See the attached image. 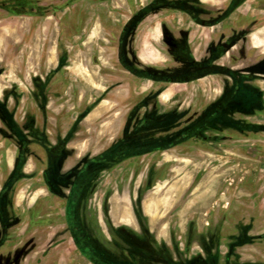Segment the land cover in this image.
Wrapping results in <instances>:
<instances>
[{"label": "rangeland", "instance_id": "obj_1", "mask_svg": "<svg viewBox=\"0 0 264 264\" xmlns=\"http://www.w3.org/2000/svg\"><path fill=\"white\" fill-rule=\"evenodd\" d=\"M157 1L0 0V264H264V0Z\"/></svg>", "mask_w": 264, "mask_h": 264}, {"label": "trees", "instance_id": "obj_2", "mask_svg": "<svg viewBox=\"0 0 264 264\" xmlns=\"http://www.w3.org/2000/svg\"><path fill=\"white\" fill-rule=\"evenodd\" d=\"M161 0H158L157 1V4L160 3ZM154 5H157L156 3H153ZM153 5V6H154ZM150 8H146L144 9V12H147V10H149ZM64 66V62L61 61L60 62V68H62ZM126 69L129 70L130 72H133L136 76H139L143 79H146V80H152V81H155V82H164L163 79H159V78H156V77H149V76H146V75H141L140 73H138L135 69L133 68H130L128 66H126ZM232 77H235V74L234 73H230ZM172 82V81H170ZM224 107V105L222 104L220 107H219V110L222 109ZM205 126H202L200 128H192L190 130L187 131V136L186 138H197L200 136L201 134V131L202 129L204 128ZM252 130H264V126H260V125H252L250 127ZM149 144L148 145V149L147 150H141L140 148H138V145L136 144H128L127 142H124V141H121L119 142L118 144L110 147L108 150H106L104 153H102L98 158L95 159V163L96 165L97 164H106V165H109L110 167H114L116 164L124 161V160H128L132 157H136V156H141L143 155L144 153H151V152H156V151H161V150H165V149H169L170 147H173V146H176L177 142H174L173 144H170L169 146L167 147H163V146H159V147H156L155 145H153L152 142L150 143H147ZM65 148V147H64ZM23 166H24V161L23 160H20L19 158L16 160V167H15V173L16 175L17 174H21L22 173V169H23ZM82 182V179L78 182H76L75 186L73 187V194L80 192L82 189H83V184L81 183ZM68 204H67V214H68V220L69 222L72 221L71 219V214H72V208H74L75 206V199L74 198H71L69 199L68 201ZM80 226V225H79ZM84 230L83 228L80 226V227H75L73 229V233L74 234H81L83 233ZM77 240H78V244H79V247L81 249V251H83L85 249V247H83L81 244V240H80V236H76ZM88 246H95V243L97 240L95 239H92V238H88ZM95 251V250H94ZM96 254V253H94ZM89 255V259L94 262L95 264H116L115 263V260L114 258L112 257V254L108 255L107 253V250H105V255L106 257L104 258V263L101 262V260L99 258H96L95 256L91 255V254H87ZM106 261V262H105Z\"/></svg>", "mask_w": 264, "mask_h": 264}, {"label": "flooded vegetation", "instance_id": "obj_3", "mask_svg": "<svg viewBox=\"0 0 264 264\" xmlns=\"http://www.w3.org/2000/svg\"><path fill=\"white\" fill-rule=\"evenodd\" d=\"M199 79H201V78H199ZM220 104H221V103H219L218 106H219ZM201 134H202V132H201ZM203 134L207 136V135H209V132H203ZM156 152H157V151H156Z\"/></svg>", "mask_w": 264, "mask_h": 264}]
</instances>
